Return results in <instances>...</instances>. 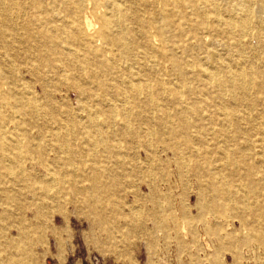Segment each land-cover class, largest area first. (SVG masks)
I'll use <instances>...</instances> for the list:
<instances>
[{
    "label": "rangeland",
    "instance_id": "rangeland-1",
    "mask_svg": "<svg viewBox=\"0 0 264 264\" xmlns=\"http://www.w3.org/2000/svg\"><path fill=\"white\" fill-rule=\"evenodd\" d=\"M214 39L229 38L183 31L176 45L205 58L212 48L204 44ZM244 41L232 48L231 63L247 69L244 53L264 49ZM120 64L135 86L139 79L143 89L153 83V94L159 86L190 93L124 95L116 86L123 80L105 77L101 90L89 75L44 91L24 74L40 111L32 117L24 109L23 129L39 142L11 148L16 160L0 163V264H264L262 95L254 93L256 110L231 102L229 126L221 102L192 68L184 89L170 58L161 62L164 77L152 81L144 68ZM77 69L68 71L83 75ZM62 127L69 146L51 136ZM4 134L20 139L11 124Z\"/></svg>",
    "mask_w": 264,
    "mask_h": 264
},
{
    "label": "bare ground",
    "instance_id": "bare-ground-1",
    "mask_svg": "<svg viewBox=\"0 0 264 264\" xmlns=\"http://www.w3.org/2000/svg\"><path fill=\"white\" fill-rule=\"evenodd\" d=\"M224 1L0 0V163L16 160L11 148H32L39 142V137H31L23 129L24 109L27 107L32 117L40 111L35 93L24 83L27 72L44 91L54 81L71 79L80 83L84 75L106 90L105 77L112 76L123 80L116 85L120 94L154 98L168 91L175 98H183L190 90L177 94L169 86H159L153 94L155 85L147 82L143 89L140 79L135 86L130 70H122L120 64L125 60L132 68H144L152 81L153 77H164L161 62L170 58L182 88L185 89L188 69L192 68L194 79L203 80L215 100L221 102L227 125H234V116L228 112L231 102L244 101L250 104V110L255 109L252 100L258 90L262 95L259 101L264 103V54L254 49L251 55L244 53L247 69L231 63V50L238 48L242 39L246 44L248 40V45L250 40H256L264 49V0H228L227 5ZM253 6L257 16L252 13ZM179 15L178 24H171V18ZM183 31L196 38L214 34L229 39L204 44L212 48V54L199 58L195 52L176 45ZM216 45L227 52L226 57L215 51ZM188 58L192 60L189 62ZM72 66L83 75L70 73L68 68ZM145 91L152 94H143ZM5 110H12L16 116H9ZM250 116V112L244 114V118ZM10 124L20 139L4 134ZM92 124L103 126L100 121ZM65 129L57 128L51 136L69 146ZM227 156L228 160L232 157ZM260 174L264 178V170Z\"/></svg>",
    "mask_w": 264,
    "mask_h": 264
}]
</instances>
